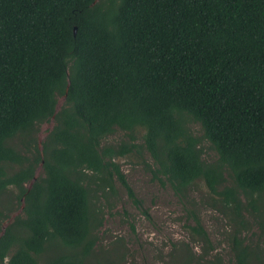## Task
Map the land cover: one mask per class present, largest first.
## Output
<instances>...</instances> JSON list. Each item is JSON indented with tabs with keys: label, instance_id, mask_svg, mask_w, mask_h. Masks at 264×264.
Instances as JSON below:
<instances>
[{
	"label": "trees",
	"instance_id": "obj_1",
	"mask_svg": "<svg viewBox=\"0 0 264 264\" xmlns=\"http://www.w3.org/2000/svg\"><path fill=\"white\" fill-rule=\"evenodd\" d=\"M142 152L177 196L200 181L229 212L233 264H264V0H0V220L23 205L0 264H106L115 179L141 206L116 159ZM190 213L187 254L165 264H223Z\"/></svg>",
	"mask_w": 264,
	"mask_h": 264
},
{
	"label": "rangeland",
	"instance_id": "obj_2",
	"mask_svg": "<svg viewBox=\"0 0 264 264\" xmlns=\"http://www.w3.org/2000/svg\"><path fill=\"white\" fill-rule=\"evenodd\" d=\"M190 127L196 135H202L199 125L191 124ZM50 130L51 124L39 128L35 137L40 150ZM123 138L124 134L117 132L110 136L105 144L114 145ZM204 157L208 162L217 159L216 153L210 147L208 148L207 143H205ZM116 162L120 165L141 206L134 203L124 187L115 179L116 192L114 194L107 192L106 195L111 210L104 209L103 227L98 233L99 242L95 249L96 254L103 250L110 256L106 264H165L170 261L169 257H176L178 260L185 258L187 249L184 245L190 242V231L186 226L193 224L188 219L190 212L199 216L223 264H233L231 261L233 256L227 251V243L224 240V235L228 234L227 231H231L234 227L231 215L229 212L226 214L227 211L220 212V208L215 204V207L213 204L208 205L211 204L210 199L213 196L202 182L199 181L193 185L186 198H180L169 184L165 182L162 185L160 181L153 178L150 170L156 168L148 153L142 152L135 156L116 159ZM36 175H42L40 166ZM26 186L28 187L29 184ZM11 191H15V188ZM98 196L102 198L101 194ZM99 201L104 205L107 203L105 199H99ZM0 203L2 206L1 200ZM1 206L0 211H4ZM22 209L23 205L17 212H7L10 214L9 218L0 220V235H3L5 229L15 221V217L21 214ZM246 218L250 225L244 232V236L253 246L257 241L254 234L258 233L259 229L254 222L253 214H247ZM262 241L261 248L264 249V240ZM191 246L194 253L202 254L201 247L193 244ZM56 254V251L48 250L39 257V264H45L48 256L51 258ZM177 263L175 261L171 264Z\"/></svg>",
	"mask_w": 264,
	"mask_h": 264
},
{
	"label": "water",
	"instance_id": "obj_3",
	"mask_svg": "<svg viewBox=\"0 0 264 264\" xmlns=\"http://www.w3.org/2000/svg\"><path fill=\"white\" fill-rule=\"evenodd\" d=\"M76 30H77V29L75 28V33H76Z\"/></svg>",
	"mask_w": 264,
	"mask_h": 264
},
{
	"label": "clouds",
	"instance_id": "obj_4",
	"mask_svg": "<svg viewBox=\"0 0 264 264\" xmlns=\"http://www.w3.org/2000/svg\"><path fill=\"white\" fill-rule=\"evenodd\" d=\"M35 179H36V178H35ZM35 179H34V180H35ZM34 180H33V181H34Z\"/></svg>",
	"mask_w": 264,
	"mask_h": 264
}]
</instances>
